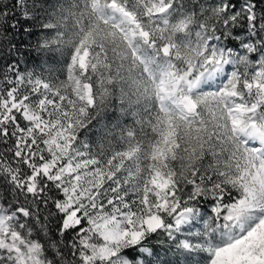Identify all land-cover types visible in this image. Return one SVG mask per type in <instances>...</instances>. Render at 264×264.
Segmentation results:
<instances>
[{
  "label": "snow or ice",
  "instance_id": "obj_1",
  "mask_svg": "<svg viewBox=\"0 0 264 264\" xmlns=\"http://www.w3.org/2000/svg\"><path fill=\"white\" fill-rule=\"evenodd\" d=\"M152 5L150 89L69 93L21 68L35 5L0 0V264H264V0Z\"/></svg>",
  "mask_w": 264,
  "mask_h": 264
},
{
  "label": "rangeland",
  "instance_id": "obj_2",
  "mask_svg": "<svg viewBox=\"0 0 264 264\" xmlns=\"http://www.w3.org/2000/svg\"><path fill=\"white\" fill-rule=\"evenodd\" d=\"M107 1L104 7L101 0H73L74 19L78 29L72 34L75 47L67 77L65 81L56 77L48 82L50 85L70 93V86L75 83H91L95 85L92 91H97L101 90L102 84L111 85L110 75L113 73L120 77L123 84L139 82L142 90L150 89L148 74L144 71L140 56L135 51L137 48L133 44L135 45L137 37L150 38L152 26H159V17L164 12L161 9L153 11L155 5L147 8L150 0ZM172 19L173 17H169L170 22ZM142 33L148 35L142 36ZM130 40L132 44L129 43ZM74 55L77 60L72 62ZM132 86L135 87V84ZM140 99V109L147 117V122L155 116V100L150 92Z\"/></svg>",
  "mask_w": 264,
  "mask_h": 264
},
{
  "label": "trees",
  "instance_id": "obj_3",
  "mask_svg": "<svg viewBox=\"0 0 264 264\" xmlns=\"http://www.w3.org/2000/svg\"><path fill=\"white\" fill-rule=\"evenodd\" d=\"M101 1L105 7L108 1ZM29 4L35 5L32 15L36 19V30L41 32L40 39L45 41L48 47L45 48L44 52L46 54L43 55L41 59L34 53L25 56L24 59L27 61V64L22 63L21 68H27L40 73L47 82L54 80L56 77L65 81L67 69L75 47V40L72 34L74 30L78 29L74 19L73 0H29ZM21 39L26 44L35 42V38H30L27 35H23ZM147 39L149 38L142 39L137 37L134 40L135 47L140 50L142 55H147L152 51V48L145 43ZM16 42L19 43V41ZM111 68L113 67L111 66ZM113 76L114 74L111 73L110 78ZM112 83H116V81L112 80ZM120 83L122 85H127L122 82ZM120 95L121 89L117 87L112 93V96L109 97L108 104H113L115 98H118ZM140 100L141 99H139V107L142 105ZM142 113L140 109V116L145 121V131L150 132L146 122L147 117ZM107 114H111V109H109ZM156 250L160 253L162 260L172 259V257L164 255L163 249L157 247Z\"/></svg>",
  "mask_w": 264,
  "mask_h": 264
}]
</instances>
